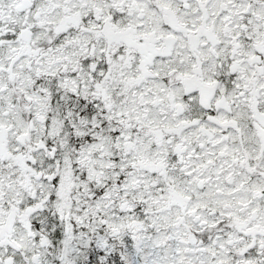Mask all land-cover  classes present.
<instances>
[{
	"label": "snow or ice",
	"instance_id": "6c2138e0",
	"mask_svg": "<svg viewBox=\"0 0 264 264\" xmlns=\"http://www.w3.org/2000/svg\"><path fill=\"white\" fill-rule=\"evenodd\" d=\"M0 264H264V0H0Z\"/></svg>",
	"mask_w": 264,
	"mask_h": 264
}]
</instances>
